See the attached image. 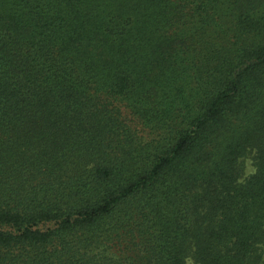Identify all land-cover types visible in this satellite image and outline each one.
<instances>
[{
	"label": "trees",
	"instance_id": "1",
	"mask_svg": "<svg viewBox=\"0 0 264 264\" xmlns=\"http://www.w3.org/2000/svg\"><path fill=\"white\" fill-rule=\"evenodd\" d=\"M190 259L264 264V0H0V264Z\"/></svg>",
	"mask_w": 264,
	"mask_h": 264
},
{
	"label": "rangeland",
	"instance_id": "2",
	"mask_svg": "<svg viewBox=\"0 0 264 264\" xmlns=\"http://www.w3.org/2000/svg\"><path fill=\"white\" fill-rule=\"evenodd\" d=\"M244 165H245L244 177L246 178V177L250 176L251 174H253L255 171L252 156H249L246 158V160L244 161ZM188 264H194V262L190 259L188 261Z\"/></svg>",
	"mask_w": 264,
	"mask_h": 264
}]
</instances>
